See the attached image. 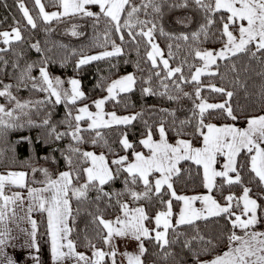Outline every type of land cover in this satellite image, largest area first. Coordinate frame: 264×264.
<instances>
[{"label":"snow or ice","instance_id":"1","mask_svg":"<svg viewBox=\"0 0 264 264\" xmlns=\"http://www.w3.org/2000/svg\"><path fill=\"white\" fill-rule=\"evenodd\" d=\"M33 2L45 25L67 19L91 21L94 40H102L94 46L103 50L91 55L81 51L77 72L105 60L110 62V73L118 71L111 60L131 52L138 59L136 72L115 79L102 76L95 87L106 94L90 99L79 79L65 81L51 74L52 49L41 47L39 41L28 47L40 54V60L21 63L24 52L15 51L14 45L28 41L20 21L0 31V74L10 66L15 79L14 84L0 79V97L5 100L0 103V140L25 127L42 129L37 140L47 145L68 140L66 146L53 148L59 151L64 170L54 174L37 166L33 154L20 162L27 170L0 171V264H44L40 236L46 238L50 264H107L108 260L118 264V257L123 258L120 264H146V245L156 249L152 264H189L185 257H191V264H264V0H50L56 8L51 12L42 0ZM16 5L25 28L36 29L37 18L24 0H16ZM165 8L191 9L200 18L198 26L187 32L166 31ZM176 23L188 28L193 18L185 16ZM80 27L71 24L70 35H85ZM158 37L165 39L166 50ZM211 41L220 47H203ZM10 52L15 60L6 58ZM204 77H218L222 83L218 86L209 79L205 84ZM138 85L142 96L177 104L188 99L191 107L183 119L177 115L179 108L153 106L130 115L106 110L109 103L128 108L125 101ZM186 86L192 91H185ZM14 89L44 95L22 100ZM205 89L222 98L220 102H209L202 94ZM241 92L244 104L234 99ZM59 105L64 117L53 122V110ZM146 111L157 119L150 123ZM216 119L225 122H211ZM137 121L144 131L134 144L129 130ZM113 133L115 139L110 141ZM21 142L33 140L22 136L16 143ZM87 144L102 151L85 150ZM3 159L0 150V162ZM43 159L58 163L51 154ZM10 163H16L14 157ZM194 177L205 191L178 194L175 185ZM117 181L122 188L113 187ZM237 188L239 193L233 190ZM81 212L88 217L82 230L84 252L78 251L80 245L72 238ZM221 220L219 235L201 232L198 222L207 226ZM20 221L30 227L20 228ZM10 224L27 237L24 261L5 252L17 239ZM118 240L135 241L136 251L121 252ZM221 244L224 248L217 252ZM213 252L211 259L202 258Z\"/></svg>","mask_w":264,"mask_h":264},{"label":"trees","instance_id":"2","mask_svg":"<svg viewBox=\"0 0 264 264\" xmlns=\"http://www.w3.org/2000/svg\"><path fill=\"white\" fill-rule=\"evenodd\" d=\"M42 2L45 4V10L46 11H53L56 10V8L52 7L50 4V0H42ZM24 3L26 7L29 9L30 14L34 16V18H37V28L31 29L30 26L25 28L26 22L24 21L22 14L19 12L16 0H0V31L10 30L11 27L15 26V21H20V26L22 29V33L25 36L28 43H23L19 45H14L15 51H21L23 50L24 56L21 60V63L24 61L38 62L40 60V54L36 53L34 50H30L28 47L29 43H34L36 41H39L41 44V47L43 48H51L52 51L48 53V55L52 56L54 59V63L49 65V71L51 74L56 75H65L69 77H76L81 81L82 89L85 91V93L90 97V99H96L100 98L101 96L105 95L103 91H101L99 88H96L95 85L99 82L100 78L102 76L108 77L109 79H115L118 76L125 75L130 72H136V68L134 66L135 61L138 59L135 52H131L129 54H126L125 56L113 58L111 60V63H116L118 65V71L109 72V61H98L93 62L89 65L84 66L79 72L75 70V63L76 60L79 58V54L81 51H83L85 54H96L103 49L100 47L94 46L97 43H102L101 41L94 40V33L93 29L91 27V21L89 20H76V19H67L62 22L53 21L50 25H45L38 17L37 12L38 9L35 7L33 0H24ZM6 5V6H5ZM96 11L97 9H93ZM165 16L163 20V25L165 27L166 31H172L176 33L180 32H187L191 30H195L198 26L197 21H199V16L191 11V9H175L173 11H169L167 8L164 9ZM185 16H191L193 18V23L189 25L188 28H185L183 25L176 23L177 19H182ZM79 24L81 27L78 29L79 31H82L85 33V35L80 37H73L70 35V27L71 24ZM50 28L51 31L46 32L45 28ZM119 43V41H117ZM158 42L160 43L162 48H165L166 50V41L163 37H158ZM61 45H64L66 47H61ZM0 46H3L0 44ZM220 44L211 41L206 42L203 47L205 48H216L219 47ZM75 50L77 55H71L72 51ZM141 55L143 53L141 52ZM10 61L15 60V56L10 52L8 56L6 57ZM124 60H128L129 63L125 64ZM143 66V65H142ZM225 69L223 66L221 67V71L223 72ZM36 71L33 72V75H36ZM137 75H141L140 73H137ZM244 73L241 71V76L243 77ZM229 78H231V74H229ZM0 79L4 81V83H15V79L13 77V70L9 66L6 70V74H0ZM204 83L207 84L209 79H213L215 83L219 86L222 82L220 79L217 78H209L204 77L202 78ZM155 85V81L153 82ZM251 83V81H249ZM185 91H192L191 86H186ZM14 94L18 95V97L22 100L32 99L37 100L43 98V93L39 92H30L27 89H21L19 92H16L14 89ZM204 96L209 98V102L215 103L220 102V99L216 96L214 93H209L207 89L202 93ZM236 101H238L240 104H244L245 100L243 98V92H241L237 97L234 98ZM90 102V101H89ZM126 103L129 104L128 108H125L124 104L119 105H113L109 103L106 105V110L116 111L118 114H132L134 112L141 111L142 108L147 110L148 108H151L153 106L157 108H168V109H177L179 108L180 111L177 112V115L180 119H183L185 114L187 113V110L191 107V100L184 99L179 104L176 102H170L165 98H161L159 96H150L145 97L142 96L140 93V87L137 86L136 90L129 94L127 97ZM0 103H5L4 98L0 97ZM134 105V106H133ZM235 106V105H234ZM64 107L63 105L56 106V108L53 110V122H58L64 117ZM35 119V115L33 116ZM145 119H149V122L152 123L153 120H156L157 117L151 116L150 113H147L145 115ZM211 122L216 124L224 123L225 121L216 119L212 120ZM241 126L243 124L241 123ZM61 131H63V127L60 128ZM144 131V125L140 122H134V125L129 130V140L136 144L139 139L142 138V133ZM43 135L42 129L37 128H28L25 127L21 130H16L9 132L5 140H0V150L4 153V159L3 162H0V171H4L8 167H12L14 170H27L25 168H21V161H26L29 159V157L33 156L35 154L36 158L39 160V164L37 166H43L49 168L50 172H53L54 174L57 172V169L64 170L65 164L60 157L59 151L53 152V148H62L68 144V140L65 139L62 142H58L56 145H47L37 140L38 137ZM22 136H29L32 138L33 143L29 144L27 142H21L19 144L16 143ZM154 138L158 139V134L154 135ZM187 138V137H186ZM115 139V134H111L109 136V140ZM198 146V145H197ZM85 150H93L99 153L102 151L100 148H93L92 145L87 144L83 146ZM115 147V145H114ZM14 149V151H13ZM139 150V149H138ZM146 151V150H145ZM47 154H51L56 157L58 163L53 164L51 161L45 162L43 157ZM124 153H121L123 155ZM15 158L16 163L11 164L10 161L12 158ZM184 167H188L187 164L184 165ZM113 187L120 189L122 188V184L117 181ZM178 194H187V195H193L197 193L204 192L205 190L199 186V178L194 177L193 180L188 181L186 184L179 183L175 185ZM13 190H19V189H13ZM237 193H239V189H233ZM92 197H94L95 193L90 194ZM219 199V196H217ZM75 202H73V207H75ZM91 207V206H87ZM37 221H41V216L39 213L34 214ZM107 218H111V212L107 214ZM88 222V217L81 212L80 217L77 220L76 224V231L73 233L72 238L74 240H77L78 244L80 245L78 247V251L84 252L86 251L85 247L82 246L83 241V235L84 232L82 231L85 228L86 223ZM201 232L205 235H219L221 232V229L223 228V220L219 222V224L209 223L207 226L203 222H198ZM40 233L44 232V225L40 223L39 227ZM189 232L191 233V229H189ZM92 234L91 226L89 225V235ZM39 244L41 247V258L44 261V264H50L49 259V250L48 245L46 243V238L43 236H40ZM102 246V245H99ZM149 247V253L146 257V264H152L154 257L152 256V253L156 251V249L152 248L150 245H146ZM224 248V245L221 244L220 247L217 249V252L222 250ZM216 253L213 252L211 254L204 255L203 259H211L212 256H214ZM189 261V264H191V257H185ZM107 264H111V261L108 260Z\"/></svg>","mask_w":264,"mask_h":264},{"label":"crops","instance_id":"3","mask_svg":"<svg viewBox=\"0 0 264 264\" xmlns=\"http://www.w3.org/2000/svg\"><path fill=\"white\" fill-rule=\"evenodd\" d=\"M14 191H20V190H14ZM34 218L36 219L35 216ZM19 224H20V228L30 227L25 221H20ZM9 226L13 228V235L16 236L17 239L11 242L12 246H9L8 248H6L5 252L6 254L16 258L18 261H24L25 252L27 251V249H22V246L25 244L27 237L16 229L15 224H10ZM117 244L121 252H124V251L135 252L137 248L136 242L131 241V240H118ZM122 260H123L122 257H118V264H120Z\"/></svg>","mask_w":264,"mask_h":264},{"label":"rangeland","instance_id":"4","mask_svg":"<svg viewBox=\"0 0 264 264\" xmlns=\"http://www.w3.org/2000/svg\"><path fill=\"white\" fill-rule=\"evenodd\" d=\"M53 11H55V10H53ZM49 12H51V11H49ZM72 36V35H71ZM74 37V36H73ZM220 47V46H219ZM219 47H216V48H219ZM210 49H214V48H210ZM36 75H38V73H36ZM53 76H58V77H60L61 79H63V80H65V81H67L68 79H70V78H76V77H69V76H65V75H56V74H52ZM78 79V78H77ZM68 85L67 84H65V87H67ZM96 99H98V98H96ZM93 110H95V109H93ZM107 111H111V110H107ZM118 114V113H117ZM118 115H129V114H118Z\"/></svg>","mask_w":264,"mask_h":264}]
</instances>
